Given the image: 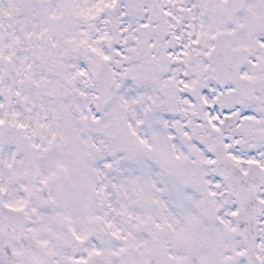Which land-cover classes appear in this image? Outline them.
<instances>
[{"label":"snow or ice","instance_id":"1","mask_svg":"<svg viewBox=\"0 0 264 264\" xmlns=\"http://www.w3.org/2000/svg\"><path fill=\"white\" fill-rule=\"evenodd\" d=\"M0 264H264V0H0Z\"/></svg>","mask_w":264,"mask_h":264}]
</instances>
